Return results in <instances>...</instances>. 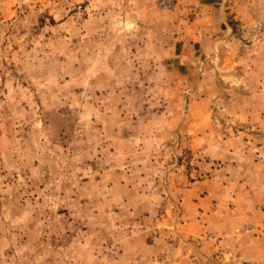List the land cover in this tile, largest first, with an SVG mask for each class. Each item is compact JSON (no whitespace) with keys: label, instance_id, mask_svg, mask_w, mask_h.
<instances>
[{"label":"rangeland","instance_id":"obj_1","mask_svg":"<svg viewBox=\"0 0 264 264\" xmlns=\"http://www.w3.org/2000/svg\"><path fill=\"white\" fill-rule=\"evenodd\" d=\"M0 264H264V0H0Z\"/></svg>","mask_w":264,"mask_h":264}]
</instances>
